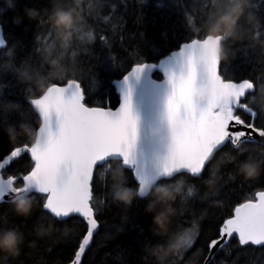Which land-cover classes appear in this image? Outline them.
<instances>
[{"label":"trees","instance_id":"trees-1","mask_svg":"<svg viewBox=\"0 0 264 264\" xmlns=\"http://www.w3.org/2000/svg\"><path fill=\"white\" fill-rule=\"evenodd\" d=\"M101 4L102 0H0L6 40L0 49V160L14 146H22L18 141L33 142L40 121L29 99L49 85L82 78L90 106L114 108L119 96L111 81L124 75L133 62L156 63L181 43L207 34L223 36L219 74L223 79L250 80L254 91L247 106L264 114V0H103L102 8ZM29 11L36 15L29 16ZM60 12L72 13L70 27L56 22ZM89 14L94 18L87 21ZM237 15L231 28L222 22ZM153 77L161 78V73L154 70ZM9 127L16 130L14 139L6 131ZM27 161V156L14 159L1 174L19 173ZM245 161L260 162L259 174L252 179L239 171ZM96 177L98 187L107 186L108 202L101 204L98 228L83 264H179L187 238H194L196 231L184 264H202L207 243L217 238L221 217L264 189V145L243 141L222 152L202 179L175 174L158 180L147 195H134L130 203L115 198L120 188L137 193L138 186L120 160L106 161ZM160 185L167 186L175 198L157 200L153 193ZM23 198L31 200L27 215L18 213L14 202H0V233L15 229L23 237L20 255L13 258L0 252V264H68L86 232L85 222L41 213L43 194ZM97 199L104 200L102 192ZM154 201L153 210L147 211ZM166 209L157 222L154 218ZM41 227L46 230L42 237L37 236ZM177 243L178 250L161 253V259L152 255L157 245L167 249ZM211 264H264V247L240 246L234 236L215 252Z\"/></svg>","mask_w":264,"mask_h":264},{"label":"snow or ice","instance_id":"snow-or-ice-1","mask_svg":"<svg viewBox=\"0 0 264 264\" xmlns=\"http://www.w3.org/2000/svg\"><path fill=\"white\" fill-rule=\"evenodd\" d=\"M139 2L143 3L144 0ZM28 14L31 17L36 15L31 11ZM95 15H99V11ZM92 18L93 14L86 16L87 21ZM100 39L104 41L103 36ZM5 43L6 41L0 38V45ZM136 55L138 56V53ZM145 67V62H133L124 76L125 82L132 75L138 76ZM217 72L219 74L218 67ZM93 83L95 84V74ZM168 83L172 89L169 106L178 111L189 94L185 78L183 75L169 74ZM82 84V78L60 81L57 82L54 92L29 101L36 106V115L43 123V127L38 129L42 133V140L35 147L28 142L18 141L22 146H14L8 159L11 161L27 156V166L19 173L13 172L7 176L0 174V202L9 201L12 186L23 185L43 194L41 213L65 221L79 217L85 222L86 233L77 242L72 264H83L82 257L98 228L97 217L102 211L101 204L108 202L107 186L98 187L96 184L97 170L104 163L103 160L97 159L98 155L118 150L126 159L127 169L131 171L136 182L144 184L149 179L141 174L135 156L137 117L132 109L130 91L115 109L111 106H89ZM242 85L243 80L231 81L225 96L215 106L210 105L194 119L195 132L191 141L176 146L169 153L164 167H161L159 162L156 175L151 176V179L168 171V165L177 157L191 163L197 161L202 153L211 147L212 159H204L196 170L176 173L187 174L193 180L202 179L203 173L209 170L215 159L226 149L234 150L238 140H264V114L251 110L246 103L249 92L254 91V87L240 95L238 100L231 98L232 88ZM4 167L5 165L0 163V169ZM45 172L58 177V182L51 188L42 182V173ZM98 192L103 193V201L97 199ZM50 205L71 208V211L61 215L53 211ZM216 235L217 238L210 239L206 245L210 255L204 264H211L212 251L223 249L234 236L238 237L240 246L264 247V190L257 191L254 197L237 203L226 217H221ZM197 236L196 231L194 238H187L186 248L178 257L179 264H184V257L192 248Z\"/></svg>","mask_w":264,"mask_h":264},{"label":"water","instance_id":"water-1","mask_svg":"<svg viewBox=\"0 0 264 264\" xmlns=\"http://www.w3.org/2000/svg\"><path fill=\"white\" fill-rule=\"evenodd\" d=\"M222 37L223 36L219 34H207L202 38L194 37L189 41L181 43L179 47L170 51L156 63L152 61H144L147 64V67H145L138 76H130L127 82H125L124 76L129 70L120 78H115L111 81L119 96V102L113 109L119 107L123 102L124 96L130 91L132 109L137 117L135 156L141 174L149 177L144 184L137 182L138 193L141 191L148 192L156 181L163 178H171L178 171L190 172L196 170L202 165L204 159L211 158V147L207 148L197 161L191 163H186L183 158L177 157L168 165V171L156 176L155 179L150 178L151 176L156 175L159 162L161 167H164L169 153L172 152L176 146L185 145L191 141L195 132L193 127L194 119L210 105L215 106L220 99L225 96V92L229 88L231 81H240L223 79L217 72V67L219 65V47ZM0 38L5 40L1 25ZM5 45H0V48H3ZM184 45L187 46L183 47ZM154 70L161 72L162 77H153L152 73ZM169 74H174L176 76L183 75L189 91L187 100L181 105L178 111L172 110L169 106V97L172 94L171 86L168 83ZM242 80V87L232 88L231 98L233 100H238L240 95H243L245 91L254 87L250 80ZM56 85L57 84L49 85L38 97H43L54 92ZM202 86L207 88V94L203 99L193 95V89ZM36 98L37 97L31 98L29 101ZM31 106L36 113V106L32 104ZM249 108L252 110L251 107ZM165 113L174 114L183 121L178 130H173ZM39 121L40 123L36 129L35 138L31 143L33 147L37 146L42 140V133L38 129L43 127V123L40 118ZM243 141L248 140H238L235 146L240 145ZM257 142L264 145V140H257ZM8 157H10V153L5 155L0 160V163L6 166L14 160L10 161ZM97 159L103 160L104 163L108 160L118 159L121 161L122 167L127 168L126 159L123 158L122 153L118 150L101 153L98 155ZM1 170L2 169H0V174ZM42 182L45 186L51 188L58 182V177L55 174L45 172L42 173ZM12 189L9 201L5 202H13L14 199H21L30 193H37L35 189L26 188L23 185L18 187L12 186ZM50 207H53V211L60 213L61 215L71 211V208L56 207L52 205H50ZM96 231L97 229L95 232ZM236 238L238 239V237ZM217 250L219 249L212 251L211 257L214 256ZM209 255L210 253L208 251L204 261ZM74 258L75 257H73V259ZM72 260L68 264H72ZM204 261L202 264H204Z\"/></svg>","mask_w":264,"mask_h":264},{"label":"clouds","instance_id":"clouds-1","mask_svg":"<svg viewBox=\"0 0 264 264\" xmlns=\"http://www.w3.org/2000/svg\"><path fill=\"white\" fill-rule=\"evenodd\" d=\"M241 8H237V14L241 12ZM237 17L232 18H223L222 22H225L229 28L233 27L235 24V19ZM56 22L59 25H62L64 27H70L72 24V13L71 12H60L56 14ZM67 38V37H65ZM207 94V88L206 87H198L193 89V95L198 96L199 98L203 99L205 95ZM165 116L169 120L170 126L173 128V130H178L183 121L180 120L178 116H175L171 113H165ZM21 129L27 132L26 126L21 125ZM10 136V138H15L16 130L12 127H9L6 130ZM260 170V162L255 161H245L239 166V171L242 173L247 179H252L255 176L259 174ZM212 182L209 181V184ZM147 195L146 191H141L140 193H134L132 189L127 187H122L115 193V198L117 200H121L124 202H131V199L134 195ZM157 200L159 201H168L173 200L175 198L174 193L164 185L157 186L154 189L153 193ZM14 203L16 206V211L20 214L27 215L31 209V200L28 198L23 199H14ZM155 201L153 203H150L147 207V211H152L154 208ZM168 209L165 210L164 213H160L156 219L157 222L160 221L161 217H163L167 213ZM45 229L43 227L39 228L37 230V236H43L45 234ZM23 242L22 234H20L17 230L12 229L5 231L3 233H0V252H5L9 255H11L13 258L18 257L20 255V244ZM180 245L172 244L169 245L167 249H165L162 245H157L154 249H152V255L156 256L157 259H161V253L164 255L171 254L172 252H175L178 250Z\"/></svg>","mask_w":264,"mask_h":264},{"label":"bare ground","instance_id":"bare-ground-1","mask_svg":"<svg viewBox=\"0 0 264 264\" xmlns=\"http://www.w3.org/2000/svg\"><path fill=\"white\" fill-rule=\"evenodd\" d=\"M0 49H1V48H0ZM261 144H262V143H261ZM156 182H157V181H156ZM156 182H155V183H156ZM155 183H154V184H155ZM137 193H138V192H137ZM147 193H148V192H147ZM138 195H139V194H138ZM139 196H140V195H139ZM143 196H144V195H143ZM13 202H14V201H13Z\"/></svg>","mask_w":264,"mask_h":264}]
</instances>
